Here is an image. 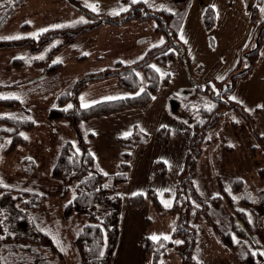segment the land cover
<instances>
[{"label": "rangeland", "instance_id": "374dc122", "mask_svg": "<svg viewBox=\"0 0 264 264\" xmlns=\"http://www.w3.org/2000/svg\"><path fill=\"white\" fill-rule=\"evenodd\" d=\"M5 1L0 0V3L4 5ZM140 1L172 13L168 30L177 32L184 46L186 62L184 65L181 58H176L167 70L151 64L159 72L160 83L146 109L98 117L81 124L83 135H93L88 138V146L96 166L104 174H114L118 170L121 149L114 137L130 134L135 126L147 138L144 145L130 150L127 180L117 191L122 202L110 264H152V254L143 250L142 239L170 238L174 217L158 216L147 192L149 188L153 189L164 207L171 205L191 129L173 119L164 103L170 94L179 90L193 91V82L225 79L238 65L242 50L250 45L257 35L256 29L264 22V0H24L0 27V40L37 38L46 30L71 28L88 23L93 17L119 16L131 4ZM7 2L12 4L10 0ZM75 2L86 10H80ZM208 8L213 13L211 26L204 22ZM102 26L115 29L100 35L98 31ZM156 26V18L150 17L117 26L102 24L83 31L49 59V63L59 64L58 71L53 73L32 63L44 60L50 46L60 42L63 36L54 37L42 50H31L32 47L21 43L0 48V99L18 101V107L0 106V115L28 114L35 121L33 129L24 133L27 140L24 146L6 154L7 142L0 145V180L14 189L45 196L40 208L29 218L23 213L20 217L29 219L33 229L42 231L50 239L52 246L37 244L36 248L51 264H80L74 241L87 220L84 216L65 217L63 214V206L74 194L75 182L62 197L63 187L51 178L50 170L61 143L74 140L75 136L65 119L51 120L48 112L57 107V97L71 90L75 81L84 78L86 73L112 68L116 62L132 64L150 48L165 42L166 32L156 31ZM118 37H121L119 44ZM137 37L143 38L144 43L135 44L133 39ZM17 59L25 61L24 66L14 65L13 61ZM166 71L169 73L167 83L163 79ZM138 75L143 88L146 78L141 72ZM128 95L131 93L120 87L115 77H106L92 80L80 89L77 100L79 106L85 107ZM69 106L73 107L72 101L61 107L69 109ZM232 121L238 122L237 130L232 128ZM161 128L168 132L167 143L158 136ZM247 132L244 119L237 110L223 113L206 132L195 161L194 182L205 197L221 194L219 180L225 191L232 194L233 180L241 179L239 190L234 194V208L243 212L247 222L235 220L238 214L232 212L226 203L222 204L219 214L214 209L209 212L223 232H231L229 245H226L200 219L192 252L199 264H264V214L256 212L264 208V196L261 195L264 177L259 173L264 171V153L260 152L259 143L253 137L244 135ZM262 135L264 138V130ZM224 147L231 149L226 151ZM156 160L166 165L164 178H159L153 170ZM136 193L144 194L145 202L141 207H129L127 199ZM241 198L250 204H243L239 201ZM30 236L34 239L36 235ZM31 244L23 241L21 246L26 248ZM21 252L27 254L29 261L33 259L32 250L22 249ZM15 253L20 251L17 249ZM180 261L179 255L170 247L158 264H180Z\"/></svg>", "mask_w": 264, "mask_h": 264}, {"label": "trees", "instance_id": "16d2710c", "mask_svg": "<svg viewBox=\"0 0 264 264\" xmlns=\"http://www.w3.org/2000/svg\"><path fill=\"white\" fill-rule=\"evenodd\" d=\"M7 1L4 3L7 7L0 3V12H2L0 27L8 20L12 11L24 2V0H10L12 4H9ZM75 5L80 10H86L77 2ZM171 16L172 13L168 10L156 9L154 6L140 1L131 4L130 8L119 16L93 17L92 21L71 28L46 30L40 33L37 38L0 40V48L21 43L32 47L31 50H42L54 37L63 36L60 42L50 46L44 60H34L32 63L53 73L58 71L59 64L49 63V59L60 52L79 33L102 24L117 26L130 20L144 21L154 17L157 20L155 30H164L168 36L165 42L153 46L143 57L132 64L116 62L112 68L86 73L84 78L75 81L71 90L57 97V107L51 108L48 112V118L51 120L65 119L75 136L74 140H65L61 143L50 175L51 178L61 183L63 188L60 196L62 197L67 194L69 185L75 182L74 194L63 206V214L65 217L84 216L87 220V223L76 233L74 241L80 264L111 263L118 234L122 202L117 191L120 185L127 180L131 161L130 150L138 145H144L147 141V138L143 137L142 132L135 126L130 134L114 137V142L121 149L118 170L114 174H104L96 166L95 158L88 146V138L93 135H83L81 124L98 117L134 109H146L160 83L159 72L151 64L154 63L167 70L176 58H181L185 65L184 46L179 41L177 32L168 30V19ZM204 22L211 26L213 22L212 9H207ZM256 31V37L253 38L249 46L242 50L238 65L228 73L224 80L193 82V91L179 90L168 96L166 102L168 114L176 121L187 124L191 129V134L185 159L177 176L171 205L164 207L153 189L149 188L147 192L151 206L158 216L174 217L170 238L144 237L141 241L143 250L152 254V264H158L159 259L166 255L170 247L179 255L180 264H199L193 258L192 252L198 237L197 222L200 219L207 223L212 233L221 237L223 242L229 245L228 240H230L231 232H223L209 215L213 209L219 214L223 203H226L232 212L238 214L237 217L231 214L235 220L247 224L243 212L234 208V194H237L239 190L241 179L233 180L232 194L225 191L218 179L221 194L208 198L199 192L193 177L195 161L200 155L206 132L215 124L220 115L230 110H237L241 114L250 135L256 143H259L257 147L261 149L260 152L264 153V138L256 132L252 118L241 105L230 99L235 81L239 78H246L252 71L264 34V22L259 25ZM13 63L16 66H24L25 61L17 59ZM185 70L187 71L186 67ZM139 72L146 78L143 88H141ZM106 77H115L118 85L128 90L131 95L98 101L85 107L79 106L77 94L80 89L92 80ZM163 79L167 83L168 71L165 72ZM69 101L73 102V107L69 109L61 107ZM0 106L18 107V101L0 99ZM231 124L232 128L238 129V122L232 121ZM34 126L35 121L28 114L23 116L19 114L0 115V145L7 142L5 153L10 154L18 147L24 146L27 142L24 133L32 130ZM158 136H162V142L167 143V131L161 128L158 131ZM224 149L229 151L231 148L224 147ZM153 170L159 178H164L167 172L166 165L161 160L154 161ZM259 173L261 177H264L263 170ZM261 195L264 196V190ZM44 198L45 196L36 192L17 190L6 186L0 180V264H51L46 256L39 254L36 248L37 244L45 247L52 246L50 239L42 231L33 229L31 221L24 217L25 215L28 217L38 210ZM145 199L144 194L136 193L128 197L127 205L132 208L141 207ZM239 201L243 204H250L244 198ZM256 212L264 214V208H260ZM21 213L24 216L20 217ZM30 235L36 236L32 239ZM244 237L246 235L243 236V239ZM248 240H250L249 236ZM23 241L32 244L22 248ZM232 246L236 245L232 244ZM17 249L20 251L18 254L15 253ZM22 249L32 250L33 259L31 261L27 254L21 252Z\"/></svg>", "mask_w": 264, "mask_h": 264}, {"label": "crops", "instance_id": "0c3cea01", "mask_svg": "<svg viewBox=\"0 0 264 264\" xmlns=\"http://www.w3.org/2000/svg\"><path fill=\"white\" fill-rule=\"evenodd\" d=\"M99 29L100 30L98 31V33L102 35L105 32H108L109 30L115 28L110 26H102ZM116 41L118 44L121 43V37H118ZM133 42L135 44L141 45L142 43H144V40L141 37H137L136 39H133ZM230 98H232L233 101L240 104L244 108V110L252 118L256 132L259 135L263 136L262 132L264 130V34L262 36L261 44L258 49L257 58L254 62L252 71L246 78H239L235 81L234 88L230 93ZM166 102L167 101H165L164 103L165 108ZM244 135L248 137L251 136L249 130ZM245 147L249 148L248 146Z\"/></svg>", "mask_w": 264, "mask_h": 264}, {"label": "snow or ice", "instance_id": "6c2138e0", "mask_svg": "<svg viewBox=\"0 0 264 264\" xmlns=\"http://www.w3.org/2000/svg\"><path fill=\"white\" fill-rule=\"evenodd\" d=\"M134 2H135V0H134ZM11 38H13V39H17V38H19V37H11ZM69 107H71V106H69ZM153 239H155V237H153ZM177 243H179V242H177Z\"/></svg>", "mask_w": 264, "mask_h": 264}, {"label": "bare ground", "instance_id": "6f19581e", "mask_svg": "<svg viewBox=\"0 0 264 264\" xmlns=\"http://www.w3.org/2000/svg\"><path fill=\"white\" fill-rule=\"evenodd\" d=\"M122 63V62H121ZM128 64V63H127Z\"/></svg>", "mask_w": 264, "mask_h": 264}]
</instances>
